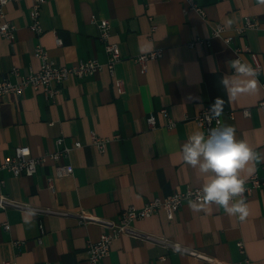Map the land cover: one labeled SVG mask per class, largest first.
Instances as JSON below:
<instances>
[{
  "label": "crops",
  "instance_id": "0c3cea01",
  "mask_svg": "<svg viewBox=\"0 0 264 264\" xmlns=\"http://www.w3.org/2000/svg\"><path fill=\"white\" fill-rule=\"evenodd\" d=\"M196 1L205 17L194 10L184 12V0H46L39 35L29 26L33 0L10 1L2 7L0 23L12 21L17 30L13 42L0 36V76L13 67L22 72L39 69L37 43L60 65L89 58L105 61L99 27L91 21L95 15L109 20L111 39L119 44L122 58L115 74L123 79L126 91L119 93L104 69L69 77L53 99L30 86L20 95L0 98L3 155L12 154L16 145H29L33 155H44L58 148L60 136L67 146L82 144L61 159L74 165V173L55 177V191L47 185L55 172L53 161L39 165L31 176L1 171L5 182L0 193L28 207L0 204V264H91L88 242L97 241L106 228L80 222L76 214L81 210L118 219L129 205L139 207L188 185L201 187L204 175L183 162L180 146L194 130L207 135L194 117L218 97L221 125H232L238 139L264 155V115L258 107L264 97V5L258 0ZM247 16L258 25L237 33ZM215 23L225 27L223 36H232L231 42L212 35ZM198 37L208 44L190 45ZM158 48L163 55L142 71L134 57ZM236 49H242V61L251 65L246 49L256 52L262 69L257 92L232 100L220 81L233 74L228 64L236 58ZM163 107L177 120L174 129L165 125L159 113ZM245 108H250V116L243 113ZM150 113L157 116L154 128L146 122ZM92 132L109 137L118 133L120 138H112L100 152L91 142ZM263 163L249 164L241 176L263 173ZM244 198L249 214L243 221L215 205L192 211L188 200L174 219L160 210L136 220L133 226L141 234L118 237L99 264H209L189 251L218 261L264 264V187Z\"/></svg>",
  "mask_w": 264,
  "mask_h": 264
},
{
  "label": "built area",
  "instance_id": "2783aa9c",
  "mask_svg": "<svg viewBox=\"0 0 264 264\" xmlns=\"http://www.w3.org/2000/svg\"><path fill=\"white\" fill-rule=\"evenodd\" d=\"M10 1L19 0H0V14L3 15L2 7ZM185 5L183 11L194 10L200 15H206L205 9L197 3L196 0H184ZM46 0H33L31 11H30V28L36 34H41L43 27L41 25V9ZM91 21L96 23L99 27V39L101 40L104 51L106 54V60L101 61L97 58L80 59L77 63L72 65H60L55 63L53 59L48 55L46 49L41 43H37L34 49L35 57L41 60L39 69H30L27 72H22L18 67H13L7 72L2 73L0 76V98L15 94L20 95L23 93L26 87H32L34 89H41L48 98H55L61 90V85L71 76L86 77L96 74L97 72L106 69L109 74L114 78V84L119 93H125V85L123 79L119 78L115 74L116 64L121 60L122 54L120 51L119 44L111 39V25L108 19H98L95 15H91ZM258 25L256 19L252 17H245L242 26L237 27V33H243L246 29L255 28ZM17 26L12 21L5 20L0 23V36L13 42L16 38ZM225 27L221 23H215L212 27V35L218 36L224 39L227 43L231 42L232 36H223ZM60 43V39H57ZM196 43L208 44L207 40L200 37L190 42V45ZM250 53L253 61V67L257 72L261 71L262 64L256 52L251 49H246ZM242 49H236V58H241ZM163 55V49H152L140 53L134 57V60L140 65L141 70L145 71L148 67V63L152 60L158 59ZM264 85V81L262 83ZM258 107L264 115V97L259 101ZM210 107L205 106L194 119L199 125L204 127L207 131L218 127L222 123L221 115H214L209 111ZM159 113L165 118V125L169 129H174L177 125V120L171 115L170 111L163 107L159 110ZM243 113L247 116L251 115L250 108L243 109ZM233 117V112H231ZM147 125L150 128H154L158 125L157 116L155 113H150L146 117ZM112 138H120V134L110 136H100L95 132L91 133V142L100 152H105L108 142ZM57 149L45 153L44 155L35 156L32 154L29 145H16L13 149V153L10 155H3L0 149V186H3L5 180L1 176V171L7 170L13 175H34L39 165L53 161L55 164L54 175L48 176L47 185L55 191V177H63L66 175H73L74 165L70 162H61L63 157H67L73 147H80L82 144L80 141H76L73 146H67L64 143V137L60 136L56 139ZM264 147V139L262 142ZM263 173L254 172L249 176H241L246 180L244 197L251 193L253 190L264 187V163L262 165ZM200 187L188 185L185 189L176 190L173 193L161 196H155L152 199L146 201L141 206L129 205L122 209L118 219H108L100 217L90 213L87 210H81L76 214V217L82 223L97 222L106 228V231L102 233L97 241L88 242V260L91 264H99L102 259L107 257L111 251L113 242L123 234L140 235L133 226L136 220L144 219L152 216L160 210H164L168 219H174L182 203L188 200L189 193H195ZM0 204L3 206L12 205L18 208H26L28 205L12 201L8 199L4 194L0 193ZM6 229L10 228V224L5 223ZM42 231H44L43 224H41ZM147 236V235H146ZM162 242L169 244L166 240ZM173 248H179L178 245H171ZM240 251L245 252V247L242 242L239 244ZM191 254L203 257L209 264H241L240 262L230 263L224 261H218L214 258L206 257L199 252L189 251ZM164 258V257H162ZM249 259L246 258L244 263H248ZM3 264H18L13 261H4Z\"/></svg>",
  "mask_w": 264,
  "mask_h": 264
},
{
  "label": "clouds",
  "instance_id": "9594fccd",
  "mask_svg": "<svg viewBox=\"0 0 264 264\" xmlns=\"http://www.w3.org/2000/svg\"><path fill=\"white\" fill-rule=\"evenodd\" d=\"M258 3L264 5V0ZM228 67L233 74L223 76L220 83L230 99L257 92L258 72L251 64L237 58L230 61ZM221 105L218 97L209 111L219 115L217 109ZM180 151L183 162L205 177L201 187L194 194H188V207L202 212L215 205L228 215L245 220L249 210L244 198L246 180L241 177V171L253 162H264V155L246 140L238 139L236 129L228 124L210 129L207 135L194 130L180 146Z\"/></svg>",
  "mask_w": 264,
  "mask_h": 264
}]
</instances>
